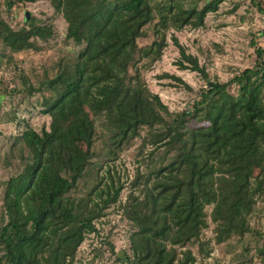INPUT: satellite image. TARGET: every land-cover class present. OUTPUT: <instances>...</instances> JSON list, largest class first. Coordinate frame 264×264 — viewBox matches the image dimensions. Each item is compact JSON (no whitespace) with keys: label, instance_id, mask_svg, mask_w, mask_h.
<instances>
[{"label":"trees","instance_id":"16d2710c","mask_svg":"<svg viewBox=\"0 0 264 264\" xmlns=\"http://www.w3.org/2000/svg\"><path fill=\"white\" fill-rule=\"evenodd\" d=\"M222 1L205 0L198 8L182 0H49L66 24L64 39L78 48L24 88L46 94L40 103L49 122L47 129L21 130L30 160L2 183L0 264H67L94 230L92 221L117 201L122 186H114L108 168L102 176L95 172L83 192L68 195L87 172L97 116L108 132V159L134 137L149 146L122 206L132 226L131 255L118 254V264H193L187 244L198 242L202 249L208 205L214 243L249 231L248 217L264 197V46L255 48L250 67L224 82L207 80L178 112L148 90L135 67L138 58L160 56L163 29L199 26ZM251 2L264 13L260 0ZM149 23L155 38L138 47ZM51 35L50 24L26 19L13 30L0 19V44L16 52L36 51V41ZM172 42L179 67L207 79L197 59L173 36ZM255 254L264 264V236Z\"/></svg>","mask_w":264,"mask_h":264},{"label":"rangeland","instance_id":"374dc122","mask_svg":"<svg viewBox=\"0 0 264 264\" xmlns=\"http://www.w3.org/2000/svg\"><path fill=\"white\" fill-rule=\"evenodd\" d=\"M7 1H10L8 7ZM150 1L162 3L164 0ZM204 1L182 0V3H196L199 8ZM260 2L264 8V0ZM25 12L28 20L50 24L52 35L44 41L37 40L40 49L36 51L16 52L0 44V216L2 183L19 173L30 160L29 152L20 140L21 130L25 127L35 131L47 129L49 122V117L41 112L40 103L41 97L46 94L41 96L39 91L29 94L24 88L28 83L36 84V80L49 72L50 66L58 59L72 58L78 48L64 39L66 24L60 13L52 9L49 0H0V19L13 30L24 25ZM142 29L143 34L136 40L138 47L149 44L155 38L152 23ZM263 29L264 13L251 0H224L216 11L205 15L199 26L186 24L179 29H163L165 45L160 56L152 62L145 57L138 58L135 67L148 90L156 94L169 111L178 112L191 105L207 80L224 82L237 71L250 67L255 59V48L264 46V36L261 34ZM172 36L185 54L197 59L207 79L189 68L179 67V49L172 42ZM183 64L188 63L183 61ZM133 69L130 66L129 72L132 73ZM230 90L235 92L234 88ZM94 122L96 132L90 148L87 172L68 195L77 196L83 192L90 186L95 172L102 176L107 168L114 186L121 185L122 189L117 201L109 204L102 210L103 214L92 221L94 230L84 235L72 260L67 264H118V254L131 255L128 236L132 226L123 217L122 206L136 168L141 170L145 166L138 161L149 146L141 145L140 138L134 137L119 151L116 158L108 159V132L102 116H97ZM140 133L143 134V131ZM210 209L211 205L204 209L206 226L199 234V242L204 244L202 249L199 250L198 242L187 244L194 257L193 264H261L255 249L264 236V197L256 200L248 217L249 231L241 237L233 236L218 244L213 242Z\"/></svg>","mask_w":264,"mask_h":264},{"label":"water","instance_id":"95a60500","mask_svg":"<svg viewBox=\"0 0 264 264\" xmlns=\"http://www.w3.org/2000/svg\"><path fill=\"white\" fill-rule=\"evenodd\" d=\"M28 19V14L25 12L24 13V20Z\"/></svg>","mask_w":264,"mask_h":264}]
</instances>
